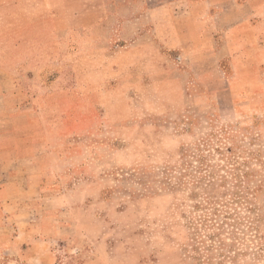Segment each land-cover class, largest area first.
<instances>
[{
  "label": "rangeland",
  "instance_id": "1",
  "mask_svg": "<svg viewBox=\"0 0 264 264\" xmlns=\"http://www.w3.org/2000/svg\"><path fill=\"white\" fill-rule=\"evenodd\" d=\"M0 115L55 264H264V0H0Z\"/></svg>",
  "mask_w": 264,
  "mask_h": 264
},
{
  "label": "crops",
  "instance_id": "2",
  "mask_svg": "<svg viewBox=\"0 0 264 264\" xmlns=\"http://www.w3.org/2000/svg\"><path fill=\"white\" fill-rule=\"evenodd\" d=\"M8 126L9 122L5 115H0V264H55L48 237L30 235V227L35 224L21 218H13L19 216L18 211L22 210L18 196L33 195L34 191L16 187L18 182L11 186L10 180L19 178L18 163L28 158L35 159V156L26 157L18 154L21 147V142L15 136L18 127L13 130ZM21 168L30 169L29 166ZM32 185H35V180H32ZM14 210L17 214L12 213ZM38 247L44 250L39 251Z\"/></svg>",
  "mask_w": 264,
  "mask_h": 264
},
{
  "label": "trees",
  "instance_id": "3",
  "mask_svg": "<svg viewBox=\"0 0 264 264\" xmlns=\"http://www.w3.org/2000/svg\"><path fill=\"white\" fill-rule=\"evenodd\" d=\"M214 223H215V222H214ZM220 226H221V225L219 224L218 227H220ZM216 234H218V233H216ZM216 234H215V235H214V234L212 235V239L216 236Z\"/></svg>",
  "mask_w": 264,
  "mask_h": 264
}]
</instances>
